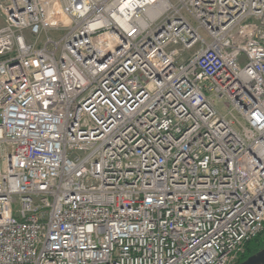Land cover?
<instances>
[{
  "label": "built area",
  "instance_id": "obj_1",
  "mask_svg": "<svg viewBox=\"0 0 264 264\" xmlns=\"http://www.w3.org/2000/svg\"><path fill=\"white\" fill-rule=\"evenodd\" d=\"M2 3L0 264H238L264 229V0Z\"/></svg>",
  "mask_w": 264,
  "mask_h": 264
},
{
  "label": "trees",
  "instance_id": "obj_2",
  "mask_svg": "<svg viewBox=\"0 0 264 264\" xmlns=\"http://www.w3.org/2000/svg\"><path fill=\"white\" fill-rule=\"evenodd\" d=\"M264 249V229L263 231L245 245L244 252L240 255L238 264L247 260L250 256Z\"/></svg>",
  "mask_w": 264,
  "mask_h": 264
},
{
  "label": "rangeland",
  "instance_id": "obj_3",
  "mask_svg": "<svg viewBox=\"0 0 264 264\" xmlns=\"http://www.w3.org/2000/svg\"><path fill=\"white\" fill-rule=\"evenodd\" d=\"M3 1L4 0H0V27H2L5 24L4 12H3V9L1 7V5L3 4L2 3ZM64 34H65L64 31L50 32L48 34V36H44L42 39L45 41L47 38H50L53 41H58V40H60L62 38V36H64ZM200 34H201L202 38L205 39L207 42L210 41L209 37L207 36V34L204 31H201ZM218 107H219V110H220L221 113H225L226 112L225 106L219 105ZM15 209L17 210V209H20V208L16 206Z\"/></svg>",
  "mask_w": 264,
  "mask_h": 264
},
{
  "label": "water",
  "instance_id": "obj_4",
  "mask_svg": "<svg viewBox=\"0 0 264 264\" xmlns=\"http://www.w3.org/2000/svg\"><path fill=\"white\" fill-rule=\"evenodd\" d=\"M239 264H264V249L250 256L247 260Z\"/></svg>",
  "mask_w": 264,
  "mask_h": 264
}]
</instances>
